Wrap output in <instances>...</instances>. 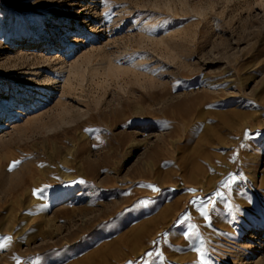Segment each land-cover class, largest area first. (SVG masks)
I'll return each mask as SVG.
<instances>
[{"label": "rangeland", "instance_id": "obj_1", "mask_svg": "<svg viewBox=\"0 0 264 264\" xmlns=\"http://www.w3.org/2000/svg\"><path fill=\"white\" fill-rule=\"evenodd\" d=\"M201 259L264 264V0H0V264Z\"/></svg>", "mask_w": 264, "mask_h": 264}, {"label": "snow or ice", "instance_id": "obj_2", "mask_svg": "<svg viewBox=\"0 0 264 264\" xmlns=\"http://www.w3.org/2000/svg\"><path fill=\"white\" fill-rule=\"evenodd\" d=\"M19 163V161H15V162H13V165L12 166H10V170H11V167H14L16 164H18ZM153 190L154 191H158V189H156V188H154L153 187ZM34 195H35V192H34ZM217 195H220V193H217ZM185 219H187V217H185ZM205 219H207V217L205 216ZM186 236H187V234H185ZM8 239H10V238H8ZM147 255H152V253H148ZM130 264H131V262H130ZM199 264H204V261L201 259V260H199Z\"/></svg>", "mask_w": 264, "mask_h": 264}, {"label": "bare ground", "instance_id": "obj_3", "mask_svg": "<svg viewBox=\"0 0 264 264\" xmlns=\"http://www.w3.org/2000/svg\"><path fill=\"white\" fill-rule=\"evenodd\" d=\"M25 41H27L26 43H29V44H32V43H34L35 41H34V39H27V40H25ZM24 41V42H25ZM116 71V70H115ZM217 88H218V86H216ZM215 88V87H214ZM216 88V89H217Z\"/></svg>", "mask_w": 264, "mask_h": 264}]
</instances>
